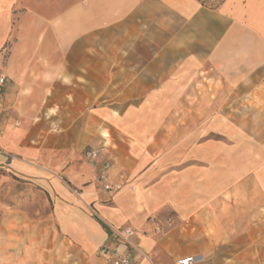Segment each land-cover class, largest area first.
<instances>
[{
    "label": "crops",
    "instance_id": "0c3cea01",
    "mask_svg": "<svg viewBox=\"0 0 264 264\" xmlns=\"http://www.w3.org/2000/svg\"><path fill=\"white\" fill-rule=\"evenodd\" d=\"M4 46L2 105L23 124L1 125L0 168L36 179L55 199L48 263L108 264L99 249L109 246L136 264L189 256L193 264H264V141L247 140L264 135V0H0ZM192 61L221 86L215 99L199 97L221 105L197 114L221 119L226 132L230 118L241 119V140L198 142L191 130L174 144L180 131L151 128L166 102L181 101ZM103 86L124 87L116 96L140 104L109 114L89 108ZM43 118L55 128L60 121L61 135L22 147L27 125L40 133L44 125L31 123ZM91 143L101 153L82 165L77 157ZM105 161L110 191L96 180ZM11 225L18 229L4 223L0 264H39L34 239L22 244ZM127 228L133 247L112 236Z\"/></svg>",
    "mask_w": 264,
    "mask_h": 264
},
{
    "label": "rangeland",
    "instance_id": "374dc122",
    "mask_svg": "<svg viewBox=\"0 0 264 264\" xmlns=\"http://www.w3.org/2000/svg\"><path fill=\"white\" fill-rule=\"evenodd\" d=\"M187 65L188 69L183 71L182 85L180 87L182 94L181 101L166 102L164 106V116L151 117L148 119L151 128L164 124L173 131H180V133L173 134L174 144H177L180 141L182 143L188 142L191 136V130H198V142H202L205 139H210L232 144L238 140H241V134H238V129L235 127V125H237L238 121L241 119L236 117L230 118V126L232 128L229 132H226L225 129L220 127V124L216 123V121L220 122L221 119L201 115L199 116V114H197L196 111H202L208 107H211V109L217 108L216 105H221V102H210L208 100L205 101L199 98L201 94H209L210 100L215 99L217 91L220 90L219 92L221 93V86L220 83H218L216 87L211 81H208L203 76V73H201L202 71L196 68L194 61L189 62ZM123 90L124 87L103 86L101 99L97 101L94 106H89V108L100 109L103 114L108 112L110 113L111 110H117L119 113H121L132 108V105L140 104L124 102L123 96H116L119 92L124 93ZM117 98L122 99V101L116 102ZM1 99L0 127L1 125L7 124L8 122H14L16 126L19 125L18 123L22 125L23 122H21V118L14 117L11 115L12 112L9 113L8 110H5V107L2 105L3 101ZM150 104L151 110L154 109L156 111L158 107H161V104L159 105V103ZM163 104L164 103H162V107ZM237 104V102L230 103L231 107H236ZM51 120L52 119L43 118L39 119L37 123H31L36 125H44L43 130L37 134L32 133V131L29 129V125H27L28 127H26V132L21 134V146H39L41 144H45L51 135H61L59 131L60 121L58 123H54L58 126L55 128L52 126L53 123ZM211 122L212 125H217L218 127H215L214 130L206 131V127H208ZM157 136L161 137L163 135L158 133ZM247 136V140L249 141H264V135L261 134H250ZM90 145H93V143L88 144L77 157V160H79L82 165L87 163V160L84 157V152L90 147ZM188 151V145L187 148L185 147V149L181 151V154L183 155V162L180 165V168H184L189 164L184 162L186 161L184 159ZM27 162L29 164H35L31 160H27ZM54 200L55 199L47 191L46 187L36 179L30 176L17 174L7 168H0V237L4 232V223H12L17 225L18 229L15 231L13 229V225L9 226V232H16L18 237L23 240L22 244H26L27 246H29L31 243L30 239H34V242H32L34 243L32 249L34 250V253L37 252L39 255V264H51L46 261V255L49 253L48 250L54 230ZM29 225H31L30 228H27ZM35 239H37L36 245ZM74 253L75 252L71 249V254ZM71 264L75 263L71 262ZM86 264L91 263L87 262Z\"/></svg>",
    "mask_w": 264,
    "mask_h": 264
},
{
    "label": "built area",
    "instance_id": "2783aa9c",
    "mask_svg": "<svg viewBox=\"0 0 264 264\" xmlns=\"http://www.w3.org/2000/svg\"><path fill=\"white\" fill-rule=\"evenodd\" d=\"M8 48L6 46L0 48V55H6ZM7 79L4 75L0 74V99L2 97ZM102 148L99 147H89L84 152L85 157L88 161L94 162L100 155ZM112 163L110 161H105L97 171L96 180L100 183L105 191H110L113 187L109 184L108 171L111 168ZM132 230L127 229H115L112 231V236L121 239L125 245L133 247L129 241V237L132 235ZM99 254L106 257L108 264H136V260L130 255H124L117 250H113L109 246H103L99 249ZM195 263V257H185L176 261L175 264H193Z\"/></svg>",
    "mask_w": 264,
    "mask_h": 264
},
{
    "label": "trees",
    "instance_id": "16d2710c",
    "mask_svg": "<svg viewBox=\"0 0 264 264\" xmlns=\"http://www.w3.org/2000/svg\"><path fill=\"white\" fill-rule=\"evenodd\" d=\"M103 227H105V226L103 225Z\"/></svg>",
    "mask_w": 264,
    "mask_h": 264
}]
</instances>
